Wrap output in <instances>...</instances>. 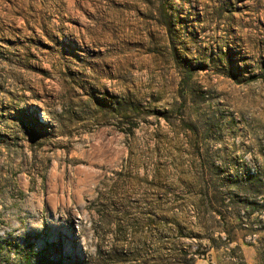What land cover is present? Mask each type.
I'll return each mask as SVG.
<instances>
[{
	"label": "rangeland",
	"instance_id": "rangeland-1",
	"mask_svg": "<svg viewBox=\"0 0 264 264\" xmlns=\"http://www.w3.org/2000/svg\"><path fill=\"white\" fill-rule=\"evenodd\" d=\"M0 264H264V0H0Z\"/></svg>",
	"mask_w": 264,
	"mask_h": 264
}]
</instances>
